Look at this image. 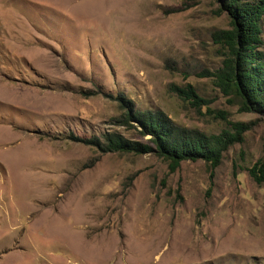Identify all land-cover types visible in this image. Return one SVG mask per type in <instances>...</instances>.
<instances>
[{
    "label": "rangeland",
    "instance_id": "rangeland-1",
    "mask_svg": "<svg viewBox=\"0 0 264 264\" xmlns=\"http://www.w3.org/2000/svg\"><path fill=\"white\" fill-rule=\"evenodd\" d=\"M229 26L219 0H0V264H264V113L241 110L213 74ZM260 48L264 52V13ZM190 84L195 103L175 89ZM136 109L206 134L247 123L212 167L174 170Z\"/></svg>",
    "mask_w": 264,
    "mask_h": 264
},
{
    "label": "trees",
    "instance_id": "trees-1",
    "mask_svg": "<svg viewBox=\"0 0 264 264\" xmlns=\"http://www.w3.org/2000/svg\"><path fill=\"white\" fill-rule=\"evenodd\" d=\"M219 1L220 9L229 17V26L211 31L213 41L222 50L221 64L213 72L217 85L238 100L241 110L264 113V52L260 48L264 0ZM175 89L195 103L203 100L190 84ZM119 98L126 107L124 118L134 117L142 126L141 133L148 134L147 141L131 140L116 132H105L103 139L93 137L91 141L101 151H152L167 160L169 170H174L182 159L202 158L214 167L221 151L229 143L239 141L248 127L243 121H235L233 131L222 129L206 134L174 123L160 108L133 110L128 99L123 95ZM261 147L262 154L247 167L256 183L264 181V136Z\"/></svg>",
    "mask_w": 264,
    "mask_h": 264
}]
</instances>
